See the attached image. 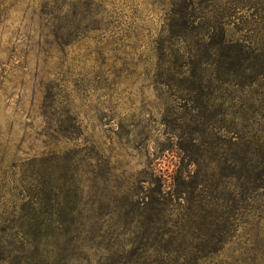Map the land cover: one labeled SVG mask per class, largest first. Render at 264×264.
Listing matches in <instances>:
<instances>
[{
  "label": "rangeland",
  "instance_id": "1",
  "mask_svg": "<svg viewBox=\"0 0 264 264\" xmlns=\"http://www.w3.org/2000/svg\"><path fill=\"white\" fill-rule=\"evenodd\" d=\"M52 2L72 24L60 37ZM180 16L195 23L174 44ZM219 29L263 32L264 0H0V264H264L254 219L214 251L184 226L190 201L148 200L150 179L174 194L180 171L229 190L241 151L264 148V80L184 94L160 67ZM146 204L158 221L138 229Z\"/></svg>",
  "mask_w": 264,
  "mask_h": 264
},
{
  "label": "trees",
  "instance_id": "2",
  "mask_svg": "<svg viewBox=\"0 0 264 264\" xmlns=\"http://www.w3.org/2000/svg\"><path fill=\"white\" fill-rule=\"evenodd\" d=\"M51 6L53 10L48 11L46 15L62 12L55 6V3L52 2ZM76 15L78 14L76 13ZM49 20L50 34L54 37L56 35L60 37L63 31H67L72 26V24H64L62 22L64 18H60L58 15ZM193 23H195L194 17L180 16V19H175L169 25V33L173 37L172 42L175 44L184 41L182 27L185 25L192 26ZM191 28L194 29V27ZM194 38L197 50L184 62L179 63L176 60L173 63H168L164 60L165 58H162L163 63L160 67H166V71L172 69L173 73L168 81H176L181 87L182 92L180 93L213 94L217 91L216 85L224 88L234 84L244 88L264 80V47L262 46L264 44V31L257 34L250 33L247 38L245 37L244 42L234 40L220 29L217 32H209V30H204L201 33L194 32ZM170 47L173 46L168 48L170 49ZM201 119L202 116H199L197 121H201ZM204 119L207 121L209 118ZM239 139L242 141L246 137L243 135ZM245 142L249 144L250 141ZM253 146L254 149L251 153L253 156L255 152L258 153V161L253 163L249 152L241 151V155L235 159V173L230 176L229 190H226L228 184L224 185L227 186L226 188H221V183L216 182L214 171L210 175L197 174L195 176L190 175V172L186 175L184 171H180L174 179V194L163 193L164 184L162 181L150 179L148 184L155 185L153 192L156 197H149L148 200L151 201L153 207L161 201H169L174 197L184 202L190 201L191 204L185 209L183 216L184 226L191 229V239L201 241L205 248L213 247L212 250L214 251L216 244L212 243H224L231 236V232L239 227V223L244 225L245 222H241L243 217H246L249 222L251 218L257 221L254 222L253 226L260 235L259 230L262 229V224L264 225V148L255 146L254 143ZM188 165L194 166L195 162L191 160ZM216 169L222 168L217 164ZM188 180H191L189 185H187ZM178 186L184 188L187 186L186 194H189V197L182 199L177 196L181 194L176 188ZM195 193L196 195L192 196ZM197 193L200 194L197 195ZM152 206L146 204L144 210H138L141 211L138 214L139 223L136 225L138 229L154 227L157 224L156 208ZM250 211L253 212L250 213ZM249 215L252 217L249 218ZM166 221L168 223V220ZM232 228L234 230H231ZM154 229L162 230L161 228H152L148 234L154 232ZM167 234L164 230L160 232L159 236L164 238V235ZM179 235L182 236V233ZM3 250L4 248H0V251Z\"/></svg>",
  "mask_w": 264,
  "mask_h": 264
}]
</instances>
